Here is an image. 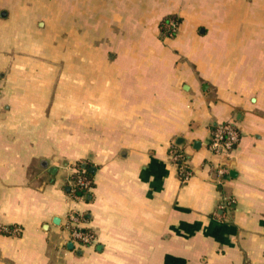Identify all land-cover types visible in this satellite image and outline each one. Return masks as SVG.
I'll use <instances>...</instances> for the list:
<instances>
[{
  "label": "crops",
  "instance_id": "obj_1",
  "mask_svg": "<svg viewBox=\"0 0 264 264\" xmlns=\"http://www.w3.org/2000/svg\"><path fill=\"white\" fill-rule=\"evenodd\" d=\"M0 228V264H264V0H0Z\"/></svg>",
  "mask_w": 264,
  "mask_h": 264
},
{
  "label": "built area",
  "instance_id": "obj_2",
  "mask_svg": "<svg viewBox=\"0 0 264 264\" xmlns=\"http://www.w3.org/2000/svg\"><path fill=\"white\" fill-rule=\"evenodd\" d=\"M164 27L167 29L166 35H174L179 29V21L171 18ZM241 141V131L234 123H225L217 125L213 128L211 137L208 143V149L214 155L219 157H230L231 153L238 147ZM176 163L180 166V171L185 179L192 176V171L187 165L185 156L182 153L174 152ZM71 175L67 178L70 194L77 200H84L87 198L92 187V181L86 175L87 169L85 163L74 164L70 167ZM228 174L226 164L217 166V175L224 177ZM88 218L80 211L72 210L68 214L65 228L69 233L71 242H76L80 245H92L96 241L95 234L86 227ZM18 228H0V232L19 234Z\"/></svg>",
  "mask_w": 264,
  "mask_h": 264
},
{
  "label": "trees",
  "instance_id": "obj_3",
  "mask_svg": "<svg viewBox=\"0 0 264 264\" xmlns=\"http://www.w3.org/2000/svg\"><path fill=\"white\" fill-rule=\"evenodd\" d=\"M171 19V17H169V18H166L161 24V32H162V34H165L166 33V31H167V29L164 27V25H165V23H167L169 20ZM86 169H87V173H86V175L89 177L90 175H91V169L89 168V167H86Z\"/></svg>",
  "mask_w": 264,
  "mask_h": 264
},
{
  "label": "rangeland",
  "instance_id": "obj_4",
  "mask_svg": "<svg viewBox=\"0 0 264 264\" xmlns=\"http://www.w3.org/2000/svg\"><path fill=\"white\" fill-rule=\"evenodd\" d=\"M162 24H163V23H162ZM162 24H161V25H162ZM160 27H161V26H160ZM161 28H162V27H161ZM162 35H164V34H162ZM66 53H67V54H66V55H67V58H66V59H69V52H66ZM63 55H64V54H63ZM51 65H52V67H53V64H51ZM48 72H50V73H48ZM48 72H47L46 76H47V77H51L52 74H53L52 71H49V70H48ZM72 165H74V164H72ZM72 165H71V166H72Z\"/></svg>",
  "mask_w": 264,
  "mask_h": 264
},
{
  "label": "water",
  "instance_id": "obj_5",
  "mask_svg": "<svg viewBox=\"0 0 264 264\" xmlns=\"http://www.w3.org/2000/svg\"><path fill=\"white\" fill-rule=\"evenodd\" d=\"M195 146H196V147H199V142H196ZM56 222H57V220H56ZM71 245H72V244H69L70 247H71Z\"/></svg>",
  "mask_w": 264,
  "mask_h": 264
}]
</instances>
